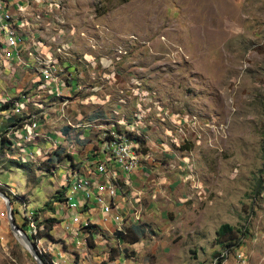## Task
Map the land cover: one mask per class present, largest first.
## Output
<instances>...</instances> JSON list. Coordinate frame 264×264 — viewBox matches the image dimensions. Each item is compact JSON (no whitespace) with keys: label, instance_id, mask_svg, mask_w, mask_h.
<instances>
[{"label":"rangeland","instance_id":"rangeland-1","mask_svg":"<svg viewBox=\"0 0 264 264\" xmlns=\"http://www.w3.org/2000/svg\"><path fill=\"white\" fill-rule=\"evenodd\" d=\"M3 4L25 45L0 61V191L28 234L58 221L30 236L43 262L264 264V0ZM116 130L145 141L118 223L95 205L78 234L60 194ZM0 264H37L2 197Z\"/></svg>","mask_w":264,"mask_h":264},{"label":"built area","instance_id":"built-area-1","mask_svg":"<svg viewBox=\"0 0 264 264\" xmlns=\"http://www.w3.org/2000/svg\"><path fill=\"white\" fill-rule=\"evenodd\" d=\"M3 6V0H0V61L4 59L19 61V53L25 45L24 35L19 31L23 23L21 20L15 22L14 16L3 9ZM19 9L23 10L21 6ZM131 134L133 133L130 130L110 132L102 141L99 150L95 151L93 169L87 174H75L63 186L64 200L60 205L64 204L72 213L78 234L80 230L88 227L90 218L82 220L79 213L90 214L95 205L102 209V216L107 219L112 217V221L118 223L119 215L114 213L119 193L118 179L122 175L128 176L139 165L138 142L129 137ZM78 193L82 198H77ZM25 218L30 227V236L40 240L38 235L43 227L35 219L34 211L26 212ZM48 264L59 263L52 259Z\"/></svg>","mask_w":264,"mask_h":264},{"label":"trees","instance_id":"trees-1","mask_svg":"<svg viewBox=\"0 0 264 264\" xmlns=\"http://www.w3.org/2000/svg\"><path fill=\"white\" fill-rule=\"evenodd\" d=\"M129 137L131 138V135H129ZM133 140H135V141L141 143V145H143L144 142H145L144 140L141 141L138 137L133 138ZM64 191H65V189H63L62 193L60 194L61 196H64ZM60 195H59V196H60ZM58 200H59V197H58ZM63 200H64V198L61 199L60 201L62 202ZM53 210H54V209L52 208V211H53ZM35 216H36V219L38 220V219H39V218H38V213L35 214ZM57 222H58V221L55 220V219H47V220H45V221L42 223V225H43V230L39 233V235H38V239H41V238H43L44 236H49V237L51 238V237H52L53 227H54V225H55ZM39 225H40V224H39ZM94 228H96V227H95V226L91 227V229H94ZM91 229H87V230L92 231ZM233 230H234V229H233L230 225H228V224L222 225V226L220 227V229L218 230V237H219V238H222V237L229 236L230 234H232V232H234ZM118 235H119V237H120V238H119L120 240H123V241H125V242H127V243H129V244H135V243H137V242L139 241V236H138L136 233H134L132 230L127 231L126 233L118 232ZM238 246H239V245H238ZM230 250H231V249H228V251H230ZM45 262L48 264L49 260H48V259H45Z\"/></svg>","mask_w":264,"mask_h":264},{"label":"water","instance_id":"water-1","mask_svg":"<svg viewBox=\"0 0 264 264\" xmlns=\"http://www.w3.org/2000/svg\"><path fill=\"white\" fill-rule=\"evenodd\" d=\"M0 197H2L3 199L6 200L7 202V215L9 218V222L11 224V229L12 231L19 236L23 242L25 243V246L27 247V249L32 253L34 260L37 262V264H46L45 262H43V260L39 257V247L37 246L36 243L33 242L32 238L30 237V235L28 234V232L26 231L25 228L20 227L15 218H14V212L12 209V203L9 199V197L0 191Z\"/></svg>","mask_w":264,"mask_h":264}]
</instances>
